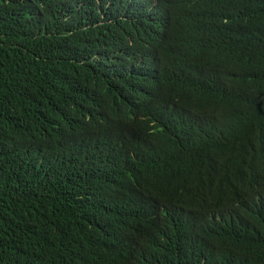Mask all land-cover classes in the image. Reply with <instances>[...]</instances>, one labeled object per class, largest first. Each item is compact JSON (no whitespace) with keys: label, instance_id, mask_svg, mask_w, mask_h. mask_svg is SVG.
<instances>
[{"label":"trees","instance_id":"1","mask_svg":"<svg viewBox=\"0 0 264 264\" xmlns=\"http://www.w3.org/2000/svg\"><path fill=\"white\" fill-rule=\"evenodd\" d=\"M181 1L171 26L139 0H0V264H88L120 243L125 264H192L186 238L202 264H264V0ZM175 44L194 57L171 88L159 58ZM201 72L234 80L197 88ZM93 87L125 111L209 114L128 124L78 103Z\"/></svg>","mask_w":264,"mask_h":264},{"label":"clouds","instance_id":"2","mask_svg":"<svg viewBox=\"0 0 264 264\" xmlns=\"http://www.w3.org/2000/svg\"><path fill=\"white\" fill-rule=\"evenodd\" d=\"M181 2H182L181 0H139L138 13L139 16L143 19L145 18L159 19L171 26H175L176 23L173 17L174 5L176 4L180 5ZM109 5H111V2L109 3ZM114 10H115V4H114ZM111 21L116 23L115 16ZM222 25H223L222 21L217 15L211 12H207V22H206L207 29L201 31V35L204 38V40L214 41L218 39V36L215 34V31L221 32ZM126 28H128V31L126 32V36L128 39L141 38L146 41L152 42L155 48V44L159 40L158 34L149 30H141L134 27H125L124 25L117 26V29L123 32L125 31ZM193 57H194L193 50L190 48L189 45L186 44L172 45L170 46V48H168L166 53L161 54L159 58L161 66H163V68H165L167 72H169L173 77L174 85H171L170 86L171 88H175V84L178 87V83L180 79L189 80L190 63ZM140 63L143 64V67L138 68L139 72L141 73L142 71H148L144 67L146 63L144 61H141ZM135 65L139 67L141 66L139 65V63ZM145 73L146 72H144L143 74ZM228 79H233V78L225 74L219 75L208 72H201L196 76L195 81H205L206 82L205 87L199 86L197 88H207L208 83L211 82L212 80L226 81ZM101 95H102L101 92L96 87H93L89 89L87 92L77 97L79 99L78 103H87L89 106H97L102 108L108 113L120 112L122 120L128 124H132L134 122H137L141 119L148 117H152L151 125L162 119H168L178 122L177 113L182 111L192 110L199 112L205 116L209 114V112L206 110V107L204 105H198L193 102L190 108H188V104H183L182 109L174 113L168 112L167 110H156L155 114L151 115L149 111H141V110L125 111L116 105L110 104L109 101L102 100ZM68 101L72 102L70 101V99ZM148 146L161 147V142L159 141V142L144 143L140 147L136 149L128 150L126 153H123L122 155H117L116 157H120V158L131 157L133 156L135 151L141 150V148L143 147L146 148ZM101 153H105V152L99 151L98 156ZM108 179L110 180V190H111L113 186V179L109 176ZM188 224L189 223H185L181 227H185ZM182 243L184 245H189L191 248H193L198 252V255L196 256L192 264H202V260L199 257V253L201 254L203 250L202 241H197L194 238H186L182 241ZM127 259H128V253L125 251L121 243L115 248L114 251H107L101 248H95L85 254V260L88 264H125Z\"/></svg>","mask_w":264,"mask_h":264}]
</instances>
